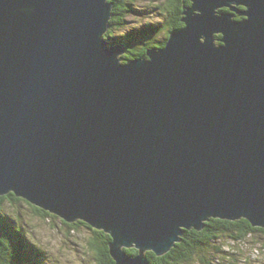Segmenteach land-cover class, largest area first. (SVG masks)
Here are the masks:
<instances>
[{"label": "water", "instance_id": "obj_1", "mask_svg": "<svg viewBox=\"0 0 264 264\" xmlns=\"http://www.w3.org/2000/svg\"><path fill=\"white\" fill-rule=\"evenodd\" d=\"M189 2L129 60L110 0H0V195L105 231L116 264L210 218L264 228V0Z\"/></svg>", "mask_w": 264, "mask_h": 264}, {"label": "trees", "instance_id": "obj_2", "mask_svg": "<svg viewBox=\"0 0 264 264\" xmlns=\"http://www.w3.org/2000/svg\"><path fill=\"white\" fill-rule=\"evenodd\" d=\"M133 1L110 0L111 18L109 28L104 35L110 45L122 46L125 51L123 58L129 60L144 56L149 49L163 47L170 32L183 26L181 12L185 5L190 4L189 0H167L164 6L158 7L165 12L162 15H166L161 24L156 26L145 24L139 31H121L127 23L126 15L133 12L131 8ZM238 10L243 11L244 8L239 7ZM238 16L236 13L235 20H242ZM159 34H162L163 38L156 42L155 39ZM220 37L216 35V41ZM217 44L220 43L217 41ZM16 203L19 206L21 203L25 204L36 217L43 220L58 219L70 230L79 231L86 227L91 232L87 244L94 252L96 264H116L109 252L111 237L105 231L80 220L67 222L13 193L0 195V226L3 230L0 237V264H42L43 251L24 231L20 221L19 206L14 216L4 213L6 206L12 207ZM183 232L181 240L164 255L157 256L151 251L146 252L149 264H225L229 260L228 264H238L240 258L237 257V249H241L240 247L254 236H258L264 249V228L254 227L245 219L210 218L202 230L189 229ZM126 252L132 256L138 254L136 249H127Z\"/></svg>", "mask_w": 264, "mask_h": 264}, {"label": "rangeland", "instance_id": "obj_3", "mask_svg": "<svg viewBox=\"0 0 264 264\" xmlns=\"http://www.w3.org/2000/svg\"><path fill=\"white\" fill-rule=\"evenodd\" d=\"M167 0H134L133 12L126 15V26L121 31H139L145 24L156 26L164 21L165 12L158 9L164 6ZM224 10V9H223ZM235 17L236 13L233 12ZM162 34L155 39L158 42ZM6 206L4 213L15 215L17 207ZM21 225L26 233L43 251L42 264H96L94 252L87 244L91 232L83 227L79 231L66 228L58 219L43 220L36 217L25 204L19 206ZM258 236L249 239L238 250V264H264V249L261 247ZM230 263V260L225 264Z\"/></svg>", "mask_w": 264, "mask_h": 264}, {"label": "flooded vegetation", "instance_id": "obj_4", "mask_svg": "<svg viewBox=\"0 0 264 264\" xmlns=\"http://www.w3.org/2000/svg\"><path fill=\"white\" fill-rule=\"evenodd\" d=\"M239 7H241V6H239ZM243 8V7H242ZM226 10V12H228V10L227 9H225ZM225 10H223V11H225ZM236 16V15H235ZM238 17H241L242 19L244 18L243 16H238ZM234 19H236L235 17H234ZM238 20H240V19H238Z\"/></svg>", "mask_w": 264, "mask_h": 264}]
</instances>
